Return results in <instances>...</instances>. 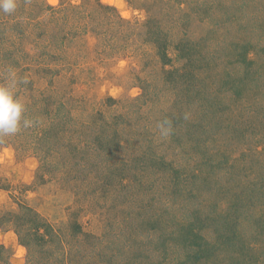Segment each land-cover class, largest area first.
Listing matches in <instances>:
<instances>
[{"label": "rangeland", "instance_id": "374dc122", "mask_svg": "<svg viewBox=\"0 0 264 264\" xmlns=\"http://www.w3.org/2000/svg\"><path fill=\"white\" fill-rule=\"evenodd\" d=\"M43 1L69 10L72 4L83 7L87 3ZM101 1L116 7L122 18L128 20V29L145 30L154 24L156 0ZM229 1L231 13L237 12L239 20L227 26V31L218 32L220 25L214 23L207 32V53L199 52L206 46L203 41L194 58L202 59L205 54L212 75L198 89L201 94L189 107L177 104L176 98L159 83L162 63L154 44L144 46L141 40H134L132 33L116 43L119 47L129 43V49L117 52L112 48L108 55L100 54L96 32L84 37L69 35L63 46L44 49L45 59L50 61L47 68L59 74L40 79L30 91L39 97L38 88H42L50 100V109L47 112L35 108L32 115L24 108L19 131L0 134V220L8 221L9 212L18 211L25 203L52 229L62 232L65 240L61 244L35 240L30 252L25 245L30 233L21 222L15 219L14 224H0V246L4 247L8 264H52L56 257L62 258L63 264H128L132 243L144 237L148 240L147 256L141 264H156L164 239L173 251V264H217L215 258L212 260L217 247L221 249L217 261L221 257L227 262L238 254L244 257L256 249L258 257L251 264H262L259 237L264 233L258 234L256 228L262 227L258 220L264 217V0ZM89 2V7L96 5V0ZM46 27L47 37L57 32L52 23ZM99 29L101 32L109 28ZM29 45L26 52L37 54L36 46ZM168 49L174 56L172 42ZM7 68L6 62L0 60V74ZM71 77L80 81L69 90L71 101L67 105L70 115L76 118L74 124L86 127L82 134H77L82 139L88 129V133L96 138L101 135L106 142L107 127L101 122L115 120L116 113L123 111L129 100L137 107L143 100V106L134 112L131 123L122 132L129 135L130 142L120 152H113L112 157L106 150L96 148V155L91 157L94 166L89 170L75 165L81 154L67 153V146L76 143L73 130L68 133L51 128L54 138L37 132V128L52 124L53 115L56 124L61 119L52 102L60 100L58 93L49 89L46 82L60 80L63 92ZM9 80L7 86L3 76L0 86L9 87L23 104L26 97L19 94V89L11 88ZM143 91L147 95L140 99ZM110 97L115 102L110 103ZM34 102L30 101L35 105ZM39 104L46 105L45 100ZM99 110L103 111L102 121L93 115ZM25 119L29 121L27 127L23 124ZM150 120L159 132L153 133L155 138L144 140L145 132L141 134V130L146 129ZM164 121L168 122L164 125L169 130L167 135L161 132ZM140 125L146 126L137 130ZM58 146L60 153L55 151ZM85 150L81 158L93 155L92 148ZM137 155L139 158H135ZM146 163L162 170L161 178L154 176L155 182L133 187L130 175L133 170L146 174L142 168ZM126 183L128 187L124 186ZM76 221L85 232L96 236L87 242L95 249L90 251L87 243L80 242L82 234L74 236ZM190 221L205 237L199 240L200 244L208 243L205 252L200 244L189 247L184 242L182 235L192 237L195 233L188 226ZM182 223H186L184 228ZM40 253L44 257L38 259L36 255Z\"/></svg>", "mask_w": 264, "mask_h": 264}, {"label": "trees", "instance_id": "16d2710c", "mask_svg": "<svg viewBox=\"0 0 264 264\" xmlns=\"http://www.w3.org/2000/svg\"><path fill=\"white\" fill-rule=\"evenodd\" d=\"M86 1L87 3L85 2V6L82 7L81 5L72 4L69 10L68 8L54 7L48 3L46 4L43 0H32L29 2L28 0L24 2L22 0H16V8L13 12L4 13L0 10V60L6 62V65H8V68L2 71L0 77L3 78L4 76V78H6L7 86L9 84L7 78L10 79L12 82L11 88H14L15 90L19 89V94H23L26 97V100L22 105H24V108L30 112L29 114H35V108L36 110L41 108L42 111L47 110L48 112L50 109L48 103L49 98L45 96L44 91L41 90L42 88H38L41 91L39 97L35 96L30 90H33L35 83L40 79L44 80V78L47 79V76L49 75L55 76L56 74H59L54 69L50 72L47 68L46 64L50 63V61L45 59L44 55L47 53L44 49L50 47L59 48L63 46V44H65L63 41H65L69 35L75 36L81 34V36L83 35L82 37H84L89 33L95 32L97 35L96 44L98 49L101 50L100 54H111L109 51L112 48H114L115 51L117 50V52L122 48L123 50L129 49L128 42V45H124V47H119L116 43L117 39L123 40L131 33L136 37L134 40H141L144 42V46L154 44L162 63L159 73V83L162 85L164 84V87L162 88H166L165 90L168 91V93H171L172 98H176V102L178 101L177 104L180 103L183 106L188 107L192 106L201 94L198 89L204 84L206 79L212 75L209 58L205 54H203L202 59L194 58L197 54V50L200 49L204 41L206 46L204 47L203 52H199H206L207 42L209 41L207 32L211 30L214 23H216L217 26L220 25L218 32H222L225 29L226 31L227 29L229 30L227 26L237 24V21L239 20L237 12L231 13L232 2L229 0H156L157 11L155 12V20H151L154 24L149 27L146 26L145 30L141 29V27L136 29L129 28V30L127 28L128 20L122 18L116 7L103 3L101 0H96V5L94 7H89L88 5L91 4L89 2L90 0ZM237 3L240 4L241 1H237ZM9 19H11L12 22H10ZM48 23H52L54 30L57 31L55 34L50 35V37L45 35L47 30L46 24ZM104 26L106 29H109L100 32L99 28ZM43 34L44 37H42ZM61 38L64 40L60 41ZM171 42L175 52L174 56L169 53L168 49ZM29 44L36 46L35 50H37V54L26 52V49L31 46ZM17 68H19V71H16ZM2 78H0V82H2ZM73 78L71 77L70 82L67 85L64 84L63 92L61 89L63 83H61L60 80L53 79L50 80L51 82H46V85L48 87L50 86L49 89L58 93L60 100H52L55 108L54 105L52 107L54 108V112L59 113L58 116L61 119H59L56 124V117L54 118L53 115L52 124L43 127L42 129L37 128V132H42V135L46 134V136L52 135V138H54V133L50 132L51 128L53 131L58 128V132L61 130H68V133L70 130H73L72 134H74V136L72 138L76 143L67 146V153L68 155L78 153L82 156V154L86 152V147L92 148L93 153H91L93 155L83 158L80 156L75 164L80 168H87V170H89L94 166V163L91 162V157L94 158V154L96 155V148L100 151L106 150V152L111 155L110 157H112L113 152H120L121 147L125 146L127 142H130L129 135H123L122 132H124L131 123L134 112L143 106V100L139 107L132 104V100H129V102L124 105V110L116 113L117 118L115 120L110 119V121H102L101 118L103 116V111H96L93 115L95 117L97 116V119L102 121V125L107 127L104 132L105 135H107L108 140L104 142L101 135L96 138V135L88 133V129L84 134L86 138L82 139L81 136L80 138L79 136L77 137V134L79 132L82 134L86 127L82 129V123H78V125L74 124L73 121L76 120V118H73L70 115L71 110L68 109L67 105V103H70L71 101V99L69 100V90L71 91L72 87L80 81L78 77ZM59 83H61V86L58 85ZM145 95H147V91H143V95L140 99ZM133 99L140 101L138 98ZM31 100H36V102H34L35 105L30 103ZM44 100L46 105H40V102L44 104ZM107 100L111 103L115 102L116 99L110 97ZM84 106L86 105L84 104ZM110 108H115V106H111ZM84 111L87 112V109L84 108ZM83 114L85 115V113ZM78 120L81 119L78 118ZM149 122L150 123H148L146 129L144 128L145 131L142 127H145L146 125H140L137 128V130L142 128V130L140 129L142 132L141 134L145 132L144 140L152 139L154 136L153 133L159 132L156 129L154 121L150 120ZM96 123L99 124L98 122ZM130 129L132 130V128ZM42 138L43 137H39L40 140H42ZM51 140L52 139H50V141ZM132 140L131 143L133 145L134 143ZM141 149L144 148L142 147ZM55 151L60 153L62 152V149L58 146ZM141 155L147 154L143 153ZM139 156L140 155H137L135 158H139ZM162 164L164 165L165 163ZM148 167L151 168L150 172H147L149 169ZM142 168H145L146 174L142 170H139L140 172L133 170L130 175L131 180L129 181L133 184V187L134 185L136 187H144L147 182L154 181V176L157 179L161 178L162 170L154 167L153 164L150 166L146 163ZM147 176L150 177V180ZM124 186L128 187L129 183H126ZM19 210L16 212H9V219H6L8 221L3 222L0 220V224H14L15 219L18 222H21L22 225L27 228V232L30 233L25 241V245L30 249V252L31 244L35 240H37L38 243H40L39 241H42V244L47 242H50L51 244V242L55 241L61 244L65 240V236L62 235V232L52 229L53 227H51L49 223L29 205L21 203ZM258 221L262 227H260V229L258 227L256 230H259L258 234H263L264 217L260 218ZM192 222L193 221H190L188 225L189 227L191 226L195 232H191L193 234L192 237L190 234L185 237L186 233L182 235L184 237V242H186L189 247H195L197 244H200V239L205 238L202 234L198 233V227ZM74 224L73 228H77L74 236L79 234L84 236V238H82L83 240L80 242L87 243L92 237H96L95 235H92V233L85 232L83 226H81L78 221L74 222ZM185 224L186 223H182L181 227L183 226L182 228H184ZM65 235L67 234L65 233ZM259 238V243H261V247L263 248V255L261 254L259 260H264V246L262 245L264 244V234ZM147 241L148 240L144 237V240L138 239V241L136 240L132 243L130 251L128 252V264H141L144 262L147 256L145 249V246H148L146 243ZM178 241L181 245L183 244V241ZM179 243H176L175 247L178 248ZM207 244L208 243L206 242L200 244L202 252H205L204 250H206L205 247ZM40 245L41 244L38 246ZM87 246L90 251L96 248L95 245L89 243H87ZM255 250L249 251L244 257L240 254L234 255V259H229L226 262V260H223L221 257L220 261H217V258L219 257L217 254L221 253V249H218L217 247L215 255H212V260L215 258L214 263L217 264H251V260L257 259L258 257V255H256L257 250ZM235 253H237V249L235 250ZM30 254H33V252ZM130 254L132 257H130ZM172 254L173 251L172 249L170 250L169 243L167 244V240L164 239V245L159 249L156 257V264H173L174 261L171 256ZM195 255L197 258L199 257V253ZM36 257L41 259L44 256L40 253L39 255H36ZM58 258L59 257H56L52 264H63L62 258L61 260ZM2 263L8 264L5 261L4 247L0 246V264ZM262 264H264V261H262Z\"/></svg>", "mask_w": 264, "mask_h": 264}, {"label": "clouds", "instance_id": "9594fccd", "mask_svg": "<svg viewBox=\"0 0 264 264\" xmlns=\"http://www.w3.org/2000/svg\"><path fill=\"white\" fill-rule=\"evenodd\" d=\"M15 8L16 4L14 0H0V10L4 13H11ZM23 111V105L14 96V93L10 88L0 86V134L9 135L18 132L21 125ZM167 123V121H164L160 125L164 135H167L169 131L164 127ZM23 124L27 127L29 121L25 119Z\"/></svg>", "mask_w": 264, "mask_h": 264}]
</instances>
